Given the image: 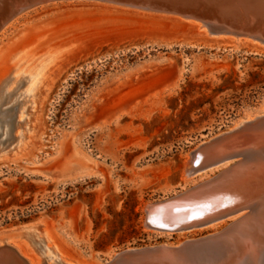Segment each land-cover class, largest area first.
Masks as SVG:
<instances>
[{
  "label": "rangeland",
  "instance_id": "1",
  "mask_svg": "<svg viewBox=\"0 0 264 264\" xmlns=\"http://www.w3.org/2000/svg\"><path fill=\"white\" fill-rule=\"evenodd\" d=\"M17 17L2 30L0 50L25 46L29 58L45 59L48 89L31 109L25 144L0 153V230L34 224L65 264L211 232L158 233L144 223L145 206L192 183L185 162L196 146L264 106V48L220 42L173 16L90 1L46 3ZM13 65L0 59V146L9 149L23 118V83L2 92ZM75 160L99 174L61 182L44 173ZM131 207L136 235L121 232L114 216ZM8 240L39 263L28 239Z\"/></svg>",
  "mask_w": 264,
  "mask_h": 264
},
{
  "label": "water",
  "instance_id": "2",
  "mask_svg": "<svg viewBox=\"0 0 264 264\" xmlns=\"http://www.w3.org/2000/svg\"><path fill=\"white\" fill-rule=\"evenodd\" d=\"M59 1H90L147 13L174 15L186 20L197 21L195 18H201L210 23L213 21L227 22L235 28L231 34L227 35L246 38L264 46V39L255 36V20L241 25L239 17L236 16L238 11L233 10L235 6L239 8V5H243V7L246 6L244 8H250L248 10H252L253 13L255 11L261 13L264 11V0H0V33L20 13L38 5ZM212 28L216 32L227 31L216 30L217 27L214 26ZM222 35L226 36V34ZM233 126L196 146L189 153L190 161L196 163V158L203 152V148L232 136L234 129H230ZM246 147L248 146L239 149L243 151ZM230 152L229 148L214 151L207 154L205 159L210 163L216 162L222 157L228 156ZM90 165L94 170L92 175H98L96 164ZM249 168L250 166H243L236 173L225 177L217 184L209 183L208 178L198 179L196 183H191L168 197L147 203L145 225L153 231L170 235L179 230L209 223L225 209L235 208L240 196L255 191V186L249 185V181L242 182V174L251 171ZM44 173L56 176L58 171H45ZM219 174L220 171H215V174L210 175V178ZM154 215L157 220L154 219ZM3 231L0 230V235L4 234ZM236 235L239 236L238 233ZM238 246H241V243L237 245L236 241L228 239V237L204 234L194 240L181 243L127 247L115 252L109 258H97L90 264H237L242 253V249L237 248ZM3 257V254L0 253V263L6 261L9 264H29L17 249H13L5 259ZM244 257L243 260L241 259V264H264V244L257 246L255 262L250 255L244 253Z\"/></svg>",
  "mask_w": 264,
  "mask_h": 264
},
{
  "label": "bare ground",
  "instance_id": "3",
  "mask_svg": "<svg viewBox=\"0 0 264 264\" xmlns=\"http://www.w3.org/2000/svg\"><path fill=\"white\" fill-rule=\"evenodd\" d=\"M244 7L243 5H239V8L238 6H235L234 8L232 7L233 10L238 11L236 13V16L239 17L241 25H245L246 22L251 23L255 20V26H256L255 36L264 39V11L261 13H257L255 11L253 13L251 12L252 10H248L250 8H244ZM158 15H162V14H158ZM166 16L176 17L175 20H177L178 22L184 23L197 30L202 29L203 32L207 33L208 35L213 34L210 35L211 38H217V40L220 42L227 41V42H234L235 44L236 43L240 44L239 42H242L247 44H253L255 46H260V44H258L257 42L254 43L246 38H241V37L235 38L230 35H227V34H231V32L235 30V28L230 24H227V22L213 21V23H210L201 18H195V20L197 21H193V20H186L174 15H166ZM16 23L18 22L15 21L12 24V26H14ZM213 26L215 28L217 27L216 30H220V31L227 30L229 32L213 31L214 30L212 28ZM222 28L224 29L222 30ZM222 34H226V36ZM262 47L264 48V46ZM27 54L28 52H26L25 46L21 48L19 47L13 48L12 45L9 44L8 46L7 45L4 46L0 50V59L2 60V63L11 60L14 63V65L8 68L7 70L8 75L11 73H14V75H12L5 82L4 86L2 87L3 89L2 92L6 95L9 93L8 89L10 87L14 86L12 87L11 90L13 91L19 84L23 83L22 85H24V89L22 91V101L20 106L21 108L20 113L23 116V118H22V122L20 121V123L16 125V127H18L19 130L17 131L18 135L14 137V141H16L15 140L16 138H18V140L15 143V145L12 146L11 149H9L10 147H5V146L3 147L1 145L0 153L10 152L11 150L22 146V143L27 137V133L32 128V125L30 124V119H31L30 116L32 112L35 113V111L32 110H34L35 104L41 99V97L45 96V91L48 89L46 88V90L44 91L41 89V84L43 81V77L45 75V69L48 64L45 62V59L38 60L40 56L34 57V55L32 54L33 56L29 58ZM2 79L3 78H0V83L2 82ZM2 117L4 118V116ZM2 122L4 121H1V124ZM235 128H237V130H235ZM233 129L234 132L232 133V136H228L227 138L218 141L215 144H212L211 146H206L205 148H203L202 150L203 152L200 153V155H198L196 158V163L191 162L190 157L189 156L187 157L185 162L186 178L191 179L192 183H196L198 179L201 180L204 178H208L209 183L217 184L218 182L222 181L225 177L236 173L243 166L244 167L250 166L249 169L251 171L242 174L243 177L242 182L246 183L247 181H249V185L252 184L253 186H255V191H251L244 196H240L238 198V203L235 206V208L225 209L223 212H221V214L217 218L210 221L209 223L200 226L191 227L188 229L179 230L176 233L180 237L182 235L184 236V234L189 232L195 233L205 229H213L211 232L205 233V235L219 236V237L225 236V238L228 237V239L236 241L237 245L241 243L242 247L241 246L237 247L239 249H242L241 251L242 253L237 262V264H241V261L245 258L244 253L247 254L248 256L250 255V257L255 262L256 248L258 245L264 244V236H262L264 235V106L259 107L256 110H252L242 118L236 120L233 128H231L230 130ZM8 133H9V127H7L5 130L3 129L2 135H4L5 138L8 135ZM23 144H25V142ZM245 146L248 147L244 148L243 151L240 150L242 147ZM226 148L231 149V152L229 153L228 156L222 157V159L211 163L205 159V156L207 154L218 150H224ZM75 162L76 163L73 164L67 170L58 172L57 179L59 181L71 182L92 176V174L94 173L93 166H91L90 164H86L81 160H75ZM69 163L70 161H67L65 163H62L61 165L62 166L64 165L65 167ZM215 171H220V174L214 178H210L211 176L208 173L213 172L212 174H215ZM191 213H193V211H191ZM155 217L156 216L154 215V219L157 220V218ZM33 226L34 224L31 223V224H25L18 228H12L3 231L4 234L0 235V253L1 255L3 254L4 256L3 259L9 256V253H11L13 249L19 250L15 246V244L9 242L8 239L12 236L21 235L26 239H28L35 246V249L40 256V260L38 264H52V263L65 264V262L63 261L64 257L57 251L56 248L45 245V242L49 241V236L47 232L45 231L43 232L44 233L43 235H39L40 234L39 231L35 230ZM235 233L236 234L238 233L239 236H237ZM202 235L192 238H186L182 241L194 240L195 238L200 237ZM182 241L178 243H181ZM24 242L25 241H22V243L18 245L23 251V253H25L27 246L26 245L27 243L24 244ZM1 262L2 263L0 264H9L6 263V261H1Z\"/></svg>",
  "mask_w": 264,
  "mask_h": 264
},
{
  "label": "trees",
  "instance_id": "4",
  "mask_svg": "<svg viewBox=\"0 0 264 264\" xmlns=\"http://www.w3.org/2000/svg\"><path fill=\"white\" fill-rule=\"evenodd\" d=\"M127 215L128 216V222L125 223L123 217ZM114 216H117L119 217V221H120V225H119V229H121V232L125 233V234H130V235H136L137 233V230L135 229V221L138 217V213L135 212L133 210V207H131L129 209V212L126 213L125 210H120L119 212L115 213ZM125 227V228H122V227Z\"/></svg>",
  "mask_w": 264,
  "mask_h": 264
}]
</instances>
